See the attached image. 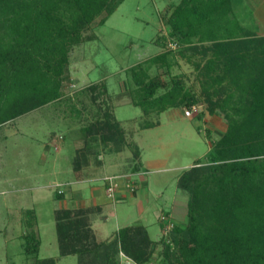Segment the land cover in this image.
Masks as SVG:
<instances>
[{"label":"trees","instance_id":"1","mask_svg":"<svg viewBox=\"0 0 264 264\" xmlns=\"http://www.w3.org/2000/svg\"><path fill=\"white\" fill-rule=\"evenodd\" d=\"M125 1L0 0V127L62 99L72 51L91 41L94 23L100 19L105 25ZM169 8L168 36L195 66L210 113H222L228 129L203 160L180 175L178 187L188 194L187 223L173 225L169 239H162L160 264H264V37L243 28L232 0H180ZM174 56L165 51L130 68L131 102L147 116L199 103L182 77L164 81L150 75L154 66L169 73ZM100 88L107 92L105 84L82 91L96 109L81 130L91 148L85 156L77 153L79 179L90 158L96 166L104 164L103 152L132 148L133 157L126 159L132 171L144 166L139 147L98 103ZM83 110L90 113L87 106ZM83 212L57 215L61 257L76 255L78 264H121V254L135 264L154 261L157 244L145 227H125L116 240L98 241ZM26 215L28 227L35 228V211ZM22 238L31 264H57L39 258L35 231Z\"/></svg>","mask_w":264,"mask_h":264},{"label":"rangeland","instance_id":"2","mask_svg":"<svg viewBox=\"0 0 264 264\" xmlns=\"http://www.w3.org/2000/svg\"><path fill=\"white\" fill-rule=\"evenodd\" d=\"M179 1L126 0L105 25L97 20L90 34L95 37L70 55L62 99L0 127V264L33 263L24 253L22 238L33 231L41 241L40 259L78 264V256L60 255L57 215L65 211H84L98 241L116 240L125 227H145L157 244L150 264H160L162 239H169L173 225L187 223L188 194L178 187L180 175L203 160L228 129L222 113H210L195 66L168 36L164 16L170 15L169 5ZM248 1L242 7L253 15L239 5L237 14L240 20L242 14L247 16L249 31L262 34L264 24L254 14L262 13L264 6ZM169 50L176 63L171 71L154 66L150 75L164 81L180 76L200 100L191 109L180 106L147 116L131 102L130 68ZM103 84L107 92L99 89L103 94L98 103L113 113L127 140L139 147L143 170L132 171L126 159L135 150L127 148L117 154L103 152L102 166L90 158L79 179L77 153L85 156L90 147L81 130L94 119L96 109L82 91ZM73 108L81 110L80 117ZM157 122L154 128H141ZM28 210L36 213L35 228L27 225ZM120 260L135 264L124 254Z\"/></svg>","mask_w":264,"mask_h":264},{"label":"crops","instance_id":"3","mask_svg":"<svg viewBox=\"0 0 264 264\" xmlns=\"http://www.w3.org/2000/svg\"><path fill=\"white\" fill-rule=\"evenodd\" d=\"M245 2L247 3V2H249L248 0H244V1H242V0H232V4H233V10H234V12H235V15H236V17L237 16H239V18H237L238 19V21L240 22V24L243 26V28H245L246 30H248L247 29V27H246V24H247V22H249V21H247L246 20V18L245 17H247V16H245L244 17V15L242 14V16H243V20H240V18H241V15H238L237 13V9H238V5H239V7H242V4L244 3V6H245ZM257 2H258V4H261V5H263L264 6V0H257ZM248 6V5H247ZM246 7V6H245ZM245 7H242V9H244V13L246 14V10H245ZM249 14V13H248ZM248 14H246V15H248ZM249 15H253V14H249ZM248 15V16H249ZM254 16H256L257 17V19H259L258 21H260V24H264V11L262 12V13H260L259 11H257L255 14H254ZM250 18V17H249ZM253 20V19H252ZM253 22V21H252ZM252 32V34L253 35H256V36H261V37H264V33H257V32H254V31H251ZM101 200V199H100ZM101 202L99 201V204H100Z\"/></svg>","mask_w":264,"mask_h":264},{"label":"built area","instance_id":"4","mask_svg":"<svg viewBox=\"0 0 264 264\" xmlns=\"http://www.w3.org/2000/svg\"><path fill=\"white\" fill-rule=\"evenodd\" d=\"M186 115H187V116H190V115H191V111H187ZM128 264H133V263L130 262V263H128Z\"/></svg>","mask_w":264,"mask_h":264}]
</instances>
